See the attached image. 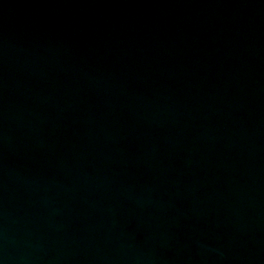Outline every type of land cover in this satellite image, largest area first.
Listing matches in <instances>:
<instances>
[{"label": "water", "instance_id": "1", "mask_svg": "<svg viewBox=\"0 0 264 264\" xmlns=\"http://www.w3.org/2000/svg\"><path fill=\"white\" fill-rule=\"evenodd\" d=\"M0 264H264V0H0Z\"/></svg>", "mask_w": 264, "mask_h": 264}]
</instances>
